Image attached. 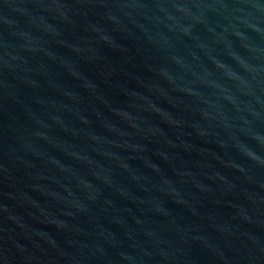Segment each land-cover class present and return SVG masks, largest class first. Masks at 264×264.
I'll return each instance as SVG.
<instances>
[{
  "label": "water",
  "instance_id": "obj_1",
  "mask_svg": "<svg viewBox=\"0 0 264 264\" xmlns=\"http://www.w3.org/2000/svg\"><path fill=\"white\" fill-rule=\"evenodd\" d=\"M0 264H264V0H0Z\"/></svg>",
  "mask_w": 264,
  "mask_h": 264
}]
</instances>
